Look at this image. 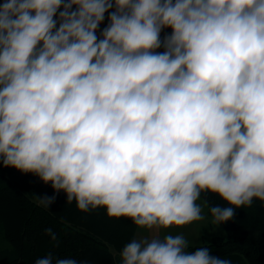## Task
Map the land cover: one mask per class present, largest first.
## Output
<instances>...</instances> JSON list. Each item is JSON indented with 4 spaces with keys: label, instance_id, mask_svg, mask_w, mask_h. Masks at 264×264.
Returning <instances> with one entry per match:
<instances>
[{
    "label": "clouds",
    "instance_id": "1",
    "mask_svg": "<svg viewBox=\"0 0 264 264\" xmlns=\"http://www.w3.org/2000/svg\"><path fill=\"white\" fill-rule=\"evenodd\" d=\"M0 164L130 219L119 264H232L171 230L264 202V0H3Z\"/></svg>",
    "mask_w": 264,
    "mask_h": 264
},
{
    "label": "trees",
    "instance_id": "2",
    "mask_svg": "<svg viewBox=\"0 0 264 264\" xmlns=\"http://www.w3.org/2000/svg\"><path fill=\"white\" fill-rule=\"evenodd\" d=\"M107 24L108 13L100 30ZM166 33L171 29H164L161 37ZM49 189L37 194L26 181L14 182L0 169V243L10 247L9 251L0 249V264H35L49 254L53 264L62 258H74L77 264H119L118 253L135 235L132 221L109 218L104 209L81 212L75 202L67 205L64 192ZM34 196L56 198L44 208ZM202 199L208 207L227 206L212 193ZM221 225L227 236L215 235L191 250L208 247L211 255L230 259L232 264H264V202L254 200L251 207L236 209L233 219Z\"/></svg>",
    "mask_w": 264,
    "mask_h": 264
},
{
    "label": "rangeland",
    "instance_id": "3",
    "mask_svg": "<svg viewBox=\"0 0 264 264\" xmlns=\"http://www.w3.org/2000/svg\"><path fill=\"white\" fill-rule=\"evenodd\" d=\"M159 51V49L157 50ZM0 169L4 171L9 177L14 181V182H23L26 181L28 184L29 188H32L37 192V194L41 192H46L50 190L51 184H45L43 183L38 176H35L33 174H25L22 173L15 168L11 167H3L2 164H0ZM199 203L202 204V207L204 209V214L206 219L203 221L199 222H194L191 225L186 226L185 228L182 229H172L171 231L173 233L177 232H182L192 243V245L196 244H202L209 242L211 238L215 235H222V236H227L226 230L222 225L216 226L211 223V216L208 211L209 207L208 204H204V200L201 199ZM146 233H143L142 231L138 230L136 228L135 230V235L134 236H139V235H144ZM10 247L6 244L0 243V249L1 250H10Z\"/></svg>",
    "mask_w": 264,
    "mask_h": 264
}]
</instances>
